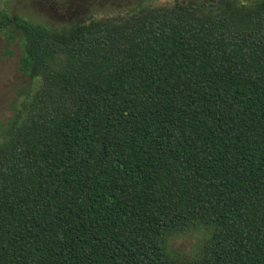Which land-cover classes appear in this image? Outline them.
I'll return each instance as SVG.
<instances>
[{
  "label": "trees",
  "instance_id": "16d2710c",
  "mask_svg": "<svg viewBox=\"0 0 264 264\" xmlns=\"http://www.w3.org/2000/svg\"><path fill=\"white\" fill-rule=\"evenodd\" d=\"M204 5L0 9L35 80L0 124V264H264V0Z\"/></svg>",
  "mask_w": 264,
  "mask_h": 264
},
{
  "label": "rangeland",
  "instance_id": "374dc122",
  "mask_svg": "<svg viewBox=\"0 0 264 264\" xmlns=\"http://www.w3.org/2000/svg\"><path fill=\"white\" fill-rule=\"evenodd\" d=\"M175 2L198 7L215 0H0V9L21 14L26 18L61 27L75 20L87 21L92 18L128 16L145 7L172 5ZM0 32V124L12 114V104L20 101V89L33 86L35 80L25 77L19 70V43H5ZM196 241L192 233L182 235L173 241V247L190 252Z\"/></svg>",
  "mask_w": 264,
  "mask_h": 264
}]
</instances>
